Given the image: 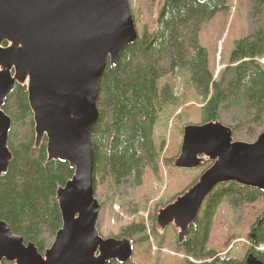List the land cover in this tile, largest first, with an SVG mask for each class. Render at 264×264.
<instances>
[{"label":"trees","instance_id":"obj_1","mask_svg":"<svg viewBox=\"0 0 264 264\" xmlns=\"http://www.w3.org/2000/svg\"><path fill=\"white\" fill-rule=\"evenodd\" d=\"M147 2V24L137 28L136 40L123 49L117 64L107 66L103 73L97 96L99 118L91 135L94 194L116 198L123 211L119 186L130 181L137 188L147 171L159 173L164 141H157L156 127L168 125L188 99L202 98L200 116L204 122L220 120L223 113L238 109L246 118L248 134L264 118V67L260 62L264 58V0H248L251 30L235 41L230 62L217 76L210 68L200 34L206 21L229 7L227 0ZM177 71L185 73L187 93H178L172 83L164 81ZM3 110L12 118L8 138L12 159L0 176V219L40 251L44 238L54 237L61 225L55 192L73 170L65 162H47L44 144L34 150L32 113L24 85H16ZM183 115L176 117L179 130ZM22 122L27 123V132L19 140L16 125ZM150 197L146 193L143 199ZM137 207L133 205L131 211L136 212ZM236 209L241 211V219L235 221L231 217ZM149 219L122 232L126 237L140 235L138 259L132 257L123 264H152L153 244L141 236L146 223L155 229V215ZM247 230V245L236 246L238 232ZM172 238L158 242L174 252L167 264H245L249 252L264 262V247L259 248L264 246V192L234 181L222 183L205 198L197 225L190 228L187 239L180 244ZM154 239L159 238L155 235ZM144 241L149 244L146 248L141 245Z\"/></svg>","mask_w":264,"mask_h":264},{"label":"water","instance_id":"obj_2","mask_svg":"<svg viewBox=\"0 0 264 264\" xmlns=\"http://www.w3.org/2000/svg\"><path fill=\"white\" fill-rule=\"evenodd\" d=\"M137 36L128 0H0V176L12 159V118L3 106L16 85L26 87L34 150L44 144L47 162L73 170L55 192L61 225L50 246L41 253L0 220V262L123 264L132 258L131 239L99 235L91 135L103 73ZM206 161L211 164L197 180L156 211L155 227H173L180 244L218 185L234 181L264 192V131L246 142L233 139L220 120L184 125L172 166L193 170ZM245 264L264 262L249 252Z\"/></svg>","mask_w":264,"mask_h":264},{"label":"rangeland","instance_id":"obj_3","mask_svg":"<svg viewBox=\"0 0 264 264\" xmlns=\"http://www.w3.org/2000/svg\"><path fill=\"white\" fill-rule=\"evenodd\" d=\"M128 1L136 27L140 28V26L146 25L148 22L147 11L149 10L147 0ZM227 2L229 7L224 11L218 12L210 20L206 21L200 34V43L207 50L210 68L216 76L230 62L235 41L246 37L251 30V23L248 18V0H227ZM152 17H154V15H152ZM261 64L264 67V60L261 61ZM184 75L185 73L177 71L172 77L165 78L164 81L166 80L172 83L178 93L186 92L183 80ZM182 89L184 90L182 91ZM201 99L202 98L198 101L193 98L188 99L184 107L178 109L175 115H173V118L169 120L168 125L164 126V124L161 123L156 127L155 135L157 141H164L162 149L163 160L160 171L158 174L147 171L142 182L143 184L140 187L136 188L130 181L126 186H119L118 194L121 198V202L124 203L123 209H125V211L120 210L116 198H112V196H108V194L106 196H97L95 194V197L101 205L97 224L100 236L115 238L126 237L122 234L123 231H129L132 224H139V222H142V219H144V221L148 219L149 221L150 215H156L158 208L171 202L175 198V195L181 191L183 192L187 187L193 184L201 172L210 166L211 162L206 161L201 167L193 170L171 167V162L179 153L183 126L186 124H201L204 122L201 120L200 116ZM179 113L182 115L185 113L183 115V121L179 123L182 125L181 130L176 128L178 126L177 124L175 126V121H177L176 117H178L177 115ZM235 118H237L238 121L232 123L231 120ZM163 121L164 120H162V122ZM220 121L232 128L233 139L235 140L253 142L259 133L264 131L263 118L258 126L251 127L252 134H248L246 130L249 126L245 123L246 118H244L241 112L236 108L230 109L225 114L223 113ZM26 125V122L16 125L19 140H21L27 132ZM166 159L167 162H165ZM183 170L191 171V173H183ZM146 193L151 195L149 200L143 199ZM129 203L130 206H128ZM133 205L138 206L136 212L131 211ZM223 212H226V210L223 209ZM240 214L241 211L236 209L233 211V216L231 218L235 221L240 220ZM148 223H146L147 225L145 224L146 231L142 233L141 236H146L153 244L152 264H167L166 260L168 257H173L172 255H174V252L170 251L171 247L167 244H164L162 247L158 246V242L165 237L166 239L173 237L172 239L176 241V231L173 227L169 226L164 231L160 232L156 227L152 229ZM249 233L248 230L245 231L244 234L238 232L239 239L236 241V246L240 247L243 244L247 245L244 238H246V235ZM155 235L159 239L155 240ZM139 237L140 235L138 236L136 233L128 237L134 243L133 257L135 259H138V256L135 254L139 250V246L137 245ZM53 239L54 237L44 238V248L40 250L41 253L44 252L45 248L50 246ZM141 245L143 248L149 246L146 241L142 242Z\"/></svg>","mask_w":264,"mask_h":264},{"label":"flooded vegetation","instance_id":"obj_4","mask_svg":"<svg viewBox=\"0 0 264 264\" xmlns=\"http://www.w3.org/2000/svg\"><path fill=\"white\" fill-rule=\"evenodd\" d=\"M0 220H2V219H0ZM0 264H14V263H12V262H10V261H7V260H2V261L0 262Z\"/></svg>","mask_w":264,"mask_h":264}]
</instances>
